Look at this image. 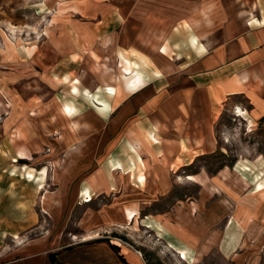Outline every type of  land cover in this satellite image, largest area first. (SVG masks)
<instances>
[{
  "label": "crops",
  "instance_id": "obj_1",
  "mask_svg": "<svg viewBox=\"0 0 264 264\" xmlns=\"http://www.w3.org/2000/svg\"><path fill=\"white\" fill-rule=\"evenodd\" d=\"M246 1L262 6L261 11L243 13L237 9L243 0H107L113 8L108 29L115 27V31L104 37L93 30L91 40L98 44L97 56L121 55V66L116 77L114 73L103 75L96 84L92 81V88L108 85L116 88L117 94L111 96L100 89L98 98L108 109L96 108V117H91L81 105L83 115L75 128L61 110L49 118L45 111L41 114L47 125L38 129L48 138L52 130L75 137L69 157L76 170L72 180L66 175L57 178L60 189L55 196L48 189V179L43 188L38 181L27 180L31 188L20 192L19 176L13 173L10 194H0V264H51L52 253L58 254L62 264H73L60 257L71 253L68 250L75 245L68 243L72 238L66 241L61 226L66 209L63 184L68 182L74 183L79 200L77 227L84 246L102 239L96 236L99 230L139 223L155 232L172 251H184V261L195 262L215 248L225 257L232 254L248 230L242 221L248 198L250 214L264 219V157L242 159L234 169L224 167L215 175L206 169L191 170L197 159L221 149L217 125L225 110L246 111L243 119L256 128L264 127V0ZM134 8H149L144 21L117 22ZM188 8H194V13ZM117 29L128 34L120 35ZM71 63L65 59L57 62L53 71L44 72L49 77L64 68L68 72L64 76L71 80L76 73L71 65L68 68ZM130 63L131 71L143 74L140 84L126 70ZM98 74L96 71L94 76ZM90 79L82 77L81 87ZM7 85L5 80L2 86ZM0 100L4 103V96ZM9 112L2 114L0 122V166H11L17 173L24 170L18 164L31 156L30 147L24 149L19 145L23 140L11 136L15 131L29 134L32 128L11 126L18 118L15 111ZM52 119L58 121V128L51 129ZM100 122L107 124L101 149L94 141L98 130L93 126ZM84 135H90L89 150L82 146ZM36 170L39 175L44 172ZM25 179L21 177V181ZM179 183H193L199 191L173 198L170 210L159 209L158 203ZM244 187L250 189L248 194ZM102 195L114 200L97 206L95 200ZM85 197L92 199L83 202ZM184 197L187 200L181 199ZM40 215L52 218L53 223L45 224ZM252 225V230L262 226L257 222ZM121 256L131 264H146L131 251ZM108 259L90 255L86 264L96 260L104 264Z\"/></svg>",
  "mask_w": 264,
  "mask_h": 264
},
{
  "label": "rangeland",
  "instance_id": "obj_2",
  "mask_svg": "<svg viewBox=\"0 0 264 264\" xmlns=\"http://www.w3.org/2000/svg\"><path fill=\"white\" fill-rule=\"evenodd\" d=\"M107 4V0H0V95L4 96L5 100L4 103L0 100V112L2 111L0 122L2 114L15 111L18 119L16 122L13 121L11 126L18 124V126L32 128L29 134L18 135L19 131H15L13 136L10 135L12 139L17 137L15 141L23 140L19 145L24 149L27 150V145L30 147L31 156L29 155L27 160H20L18 165L20 169L28 165V167L39 169V171H46L48 189L52 196H55L54 194H57L56 192L60 189L57 178L61 180L63 175H66L67 177L71 176L69 177L71 180L73 179L76 168L73 159L69 157V151L75 147V137L70 139V136L60 134L58 130L51 131L52 126L59 127L58 121L52 119L50 138H48L38 129L47 125L40 119L41 114L45 111V116L49 118L53 117L52 113H59L60 102L57 97L70 98L71 94H75L74 86L78 85L80 89L76 95L85 98L87 91L91 96L101 93L100 89L103 91L104 87L101 86L92 88V81L96 84V81L103 75L107 76L108 73L110 75L114 73L115 77L117 76L122 56L116 54L109 56L98 54L97 56L95 52L98 44L91 40L93 30L102 36L108 32L112 35L115 31L113 30L115 27L108 29V19H110L108 17L113 8ZM253 5L251 1L243 0L242 6L237 9H241L243 13L261 11L262 6L259 8ZM139 9L134 8L133 12L125 13L120 20L116 18V21L119 20L117 22L120 24L126 23L128 19H133L136 22L144 21L149 8H142V11ZM193 10L194 8H188L190 13H194ZM118 26L119 24L116 25V28ZM118 33L120 35L128 34L121 29L118 30ZM65 59L72 62L68 68L71 65V69L76 70V73L73 72V78L69 80L64 76L68 73L64 68L62 71L52 72L50 78L47 77L48 73L44 72V69L52 70L57 62ZM131 61L134 62V60ZM96 71L99 74L94 76ZM61 75L63 76L61 77ZM80 77H91L90 83L81 87ZM5 80H8V85L2 86ZM82 106L84 112H88L87 114L91 117H96L95 110L98 108L96 109L92 102L87 103L82 99ZM237 112V109L232 110L231 108L224 111L217 125L221 149L216 154L197 159L191 171L198 172L201 169H206L211 175H215L224 167L234 169L236 163L242 159L252 160L259 155L264 157L263 125L260 124L256 128L251 125L248 119L246 121L243 117H236ZM56 116L58 117V115ZM62 116L65 115L62 114ZM103 123L93 125L98 130L94 141L100 149L106 142L105 128L107 124ZM8 124L10 126V123ZM47 138L50 141H47ZM42 140H46V142L43 143ZM23 144L24 146H22ZM82 146L84 150H89L90 135L83 136ZM245 168L249 170V167ZM12 169L11 166H0V181H3L0 182V194H10ZM83 170H86L85 166H83ZM20 172L21 170L14 173V176L16 174L19 176L21 192L31 187L28 185L27 179L21 181ZM182 175L185 177L186 173H182ZM63 188L66 190V194H63V198L66 200V209L61 226L64 228L66 241H68L67 238H72V241H68V243L75 245L69 250L63 251L68 250L71 253L65 257L61 255V261H64L65 258L66 261L73 264H86L90 255H98L99 258L109 257L104 264H117L122 262L123 252L131 251L144 259L146 264H264V219L257 220L258 216L250 214L251 200L249 198L246 201L242 218L248 230L243 232V239L234 250L235 252L233 251L231 255L225 257L218 248H215L197 261L187 262L179 257V253L172 251L165 241L160 240L155 232L139 223L125 226L115 224L112 229L99 230L96 236L102 239L95 240L92 245L84 246L80 243L83 237L82 232L77 227L80 211L76 207L79 200L75 198L74 183L63 184ZM198 191V186L193 183H179L172 194H167L164 197L167 199L158 203L159 209L170 210L174 204L173 198L183 197L185 194H197ZM244 191V194H248L250 189L244 187ZM91 199L85 197L82 201L86 202ZM181 199L187 200L185 197ZM113 200L114 198L109 195H102L98 196L95 202L97 206H106ZM170 202L173 203L170 204ZM40 212L42 213V210ZM40 216L45 224L53 223L52 218ZM256 222L262 226L252 230V223ZM76 235L78 239L74 237ZM238 257H240L239 261L236 262ZM96 262L98 261L96 260ZM96 262L91 264H102V262Z\"/></svg>",
  "mask_w": 264,
  "mask_h": 264
},
{
  "label": "bare ground",
  "instance_id": "obj_3",
  "mask_svg": "<svg viewBox=\"0 0 264 264\" xmlns=\"http://www.w3.org/2000/svg\"><path fill=\"white\" fill-rule=\"evenodd\" d=\"M194 41H197V39L195 38ZM134 66H136L135 68H137V69L139 68L136 62L134 63ZM131 69H133V64L132 63H130V69L127 68L126 70L128 72H130ZM130 75H131V77L134 76L133 78H135L134 80H136L138 82V84L141 83V78H142V75H143L141 72L139 73L138 71H136L134 73V70H133V71L130 72ZM134 80L131 81L132 84H134ZM80 84H81V82H80ZM132 88L136 89V88H138V86L137 85H133ZM79 91H80V89L78 88V85H77V86L73 87V92L75 94H71L72 96L70 98H68V99L67 98L66 99L62 98L61 99V97H58V100H59V102L61 104V109L60 110L70 120V125L72 126V128H75L76 126H78L80 124L78 119L80 117H82V115H83L82 114V107H81L82 99L85 100V102H87V103L88 102H92V104L96 108H98V110H103L104 111V110L108 109V104L103 99H99L98 95L91 96V94L87 91L86 92V97L84 98L81 95H76V94L79 93ZM116 91H117L116 88H113V87L108 86V85H106V87L104 89V92L106 94L111 95V96L117 94ZM0 97H2V96H0ZM237 115L240 116V117L247 116L246 115V111H242L240 109L238 110V114ZM154 140L156 141L157 139L154 138ZM23 169L24 170H22L20 172V176L21 177H24L28 181H32V182L38 181V186L41 187V188L44 187V180L46 181V175H47L46 171H44L42 173V175H39V174H37V170L35 168H29L28 166H25ZM11 172L12 173H16V169L13 168L11 170ZM141 179L143 180V178H141ZM261 187H262V184H260V188ZM130 218L133 220L134 214H131ZM181 254H183V255H181ZM181 254H180L179 257L182 260H186L187 258H186L185 252L182 251Z\"/></svg>",
  "mask_w": 264,
  "mask_h": 264
},
{
  "label": "trees",
  "instance_id": "obj_4",
  "mask_svg": "<svg viewBox=\"0 0 264 264\" xmlns=\"http://www.w3.org/2000/svg\"><path fill=\"white\" fill-rule=\"evenodd\" d=\"M122 262L121 263H117V264H131L129 263L123 256H121ZM50 263L51 264H62L59 259H58V255L56 253H52L50 255Z\"/></svg>",
  "mask_w": 264,
  "mask_h": 264
},
{
  "label": "built area",
  "instance_id": "obj_5",
  "mask_svg": "<svg viewBox=\"0 0 264 264\" xmlns=\"http://www.w3.org/2000/svg\"><path fill=\"white\" fill-rule=\"evenodd\" d=\"M238 113V112H237Z\"/></svg>",
  "mask_w": 264,
  "mask_h": 264
}]
</instances>
